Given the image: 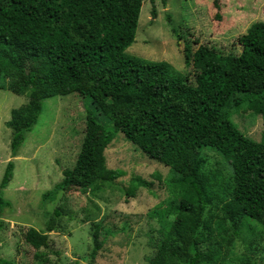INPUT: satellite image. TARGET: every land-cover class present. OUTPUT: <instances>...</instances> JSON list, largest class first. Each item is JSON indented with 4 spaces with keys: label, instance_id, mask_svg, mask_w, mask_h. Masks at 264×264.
I'll list each match as a JSON object with an SVG mask.
<instances>
[{
    "label": "trees",
    "instance_id": "obj_1",
    "mask_svg": "<svg viewBox=\"0 0 264 264\" xmlns=\"http://www.w3.org/2000/svg\"><path fill=\"white\" fill-rule=\"evenodd\" d=\"M142 2L0 0V88L28 93V101L13 108L6 122L10 153L17 155L44 99L70 93L89 97L94 110L73 166L62 169V178L42 193V204L59 192L86 193L123 176L122 169L107 166L104 154L121 132L171 172L165 182L170 197L148 211L159 235L150 239L154 250L146 261L222 264L243 222L253 219L264 226V137H248L231 120L241 107L264 119V21L251 23L237 37L239 52H224L196 38L195 49L184 43V64L191 70L182 74L167 61L126 52L135 39ZM151 17H156L154 5ZM172 32L180 42L181 36ZM4 61L18 72L6 73ZM203 147L228 161L227 176L207 166ZM13 170L9 160L0 180V212L11 204L3 189ZM151 185L134 175L125 193L134 197L139 187ZM61 215L62 208L56 207L45 231L28 227L23 232L35 249V262L14 263L0 256V264H48L41 248H49L48 232L58 228ZM6 225L0 218V231ZM92 240L94 258L102 245L97 224Z\"/></svg>",
    "mask_w": 264,
    "mask_h": 264
},
{
    "label": "rangeland",
    "instance_id": "obj_2",
    "mask_svg": "<svg viewBox=\"0 0 264 264\" xmlns=\"http://www.w3.org/2000/svg\"><path fill=\"white\" fill-rule=\"evenodd\" d=\"M143 0L134 42L126 49L132 55L149 60H164L182 74L190 68L184 64L182 48L190 42L209 44L224 52H239L237 37L255 21H264V0ZM152 5L156 17L152 19ZM181 36L178 41L177 35ZM32 59L31 61H34ZM30 62L26 63L28 67ZM8 74L18 69L2 62ZM28 101V93L15 94L0 88V180L6 163L14 162L13 177L3 189L10 206L0 212L6 228L0 231V256L14 263L34 261L35 249L23 239L28 227L45 231L48 216L62 208L57 225L48 232V264H149L145 256L154 248L150 241L159 235L156 219L148 211L170 197L166 180L168 166L149 158L137 146L117 132L104 154L109 168H120L124 175L112 182H100L99 188L82 193L77 189L59 192L56 198L42 204V193L62 178L61 170L73 166L86 132L91 100L76 93L56 95L43 100V108L32 129L25 134L17 155L11 156V131L6 122L13 108ZM100 119H103L100 115ZM231 120L248 137H264V119L241 107ZM212 170L229 171V163L210 147L201 148ZM156 174H158L156 176ZM139 175L152 185L139 187L134 197L125 190L132 176ZM243 222L228 248L222 264H264V226L253 219ZM99 226L101 248L96 257L92 230Z\"/></svg>",
    "mask_w": 264,
    "mask_h": 264
}]
</instances>
